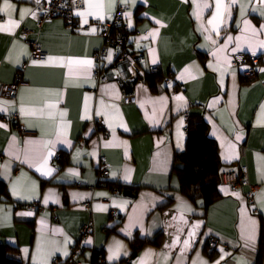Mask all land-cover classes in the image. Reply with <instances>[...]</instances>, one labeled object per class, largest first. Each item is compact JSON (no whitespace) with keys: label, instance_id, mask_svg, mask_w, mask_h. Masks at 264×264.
<instances>
[{"label":"crops","instance_id":"0c3cea01","mask_svg":"<svg viewBox=\"0 0 264 264\" xmlns=\"http://www.w3.org/2000/svg\"><path fill=\"white\" fill-rule=\"evenodd\" d=\"M102 2L103 9L86 4L79 12L98 11L104 18L77 15L76 28L62 17L40 22L35 0H9L18 9L10 14L18 27L0 13V24L11 29L0 31V90L22 77L14 99L0 94V124L6 125L0 127V241L17 249L25 264H69L72 258L70 264H264V5L238 0L229 16L230 0H221L223 15L214 23H223L214 30L208 20L216 0H115L111 8L109 0ZM120 6L126 50L141 53L144 72L164 73L158 91L145 76L136 80L132 102L113 68L116 49L108 48L101 62L108 81L95 74L102 23L113 20ZM24 10L35 16L21 21ZM27 36L47 51L44 59L33 57ZM236 52L260 56L257 76L245 74L249 64L234 69ZM68 60L93 63H73L69 72L60 66ZM191 113H202L209 123L223 174L249 173L240 189L223 181L209 207L184 193L174 170ZM21 121L29 133L20 134ZM103 162L110 174L102 183ZM211 236L221 240L215 250ZM136 239L145 241L137 252ZM79 244L83 249L73 257ZM97 250L104 254L100 263Z\"/></svg>","mask_w":264,"mask_h":264},{"label":"built area","instance_id":"2783aa9c","mask_svg":"<svg viewBox=\"0 0 264 264\" xmlns=\"http://www.w3.org/2000/svg\"><path fill=\"white\" fill-rule=\"evenodd\" d=\"M2 0H0L1 5ZM86 8L85 0H43L37 5V18L40 22L51 20L57 17H62L67 21V24L71 28H76V13ZM126 17L125 8L120 6L115 14V18L111 21L102 23L104 31L102 35L104 37V45L102 49L96 54L98 66L95 69V74L100 78L101 81H108L109 76L103 70L101 64L104 56L107 53L108 48H114L118 51L117 58L113 63V68L116 71V75L121 83L126 88V101L132 102L135 100V93L133 85L136 80L144 74V70L139 65V59L141 53H131L126 50V44L128 41L127 27L124 23ZM29 44L32 47V55L38 59H44L47 55V51L41 46L38 39L35 37L27 36ZM260 63V56L249 55L245 52H236L233 59L234 69H239L242 64H249V69L245 71V74L250 77L257 76L258 64ZM257 65V66H256ZM21 75L18 76V81L13 83H3L1 86L0 94L3 97L14 99L16 97L17 87L21 81ZM20 134L29 133L28 128L24 122L18 123ZM110 174V170L105 162L99 166L100 182L103 183L104 178ZM223 181L231 184L235 188H242L243 185L249 181V173L246 168L243 169L242 173L237 175L236 172H225L223 174ZM254 190L255 186H251L248 197L254 201ZM88 205V202L85 203ZM116 215V212H112ZM91 225L88 224L84 228V232L91 230ZM221 243V240L217 236H211L209 239V248L215 250ZM82 246L76 245L73 248V257L78 255ZM75 259H71L70 263H73ZM69 263V264H70Z\"/></svg>","mask_w":264,"mask_h":264},{"label":"trees","instance_id":"16d2710c","mask_svg":"<svg viewBox=\"0 0 264 264\" xmlns=\"http://www.w3.org/2000/svg\"><path fill=\"white\" fill-rule=\"evenodd\" d=\"M142 76H145L154 91H158L164 73L156 69L144 72ZM222 168L218 143L210 135L209 123L202 113H191L187 125L186 148L176 152L174 160V170L180 177L182 190L193 202L202 200L203 206L209 207L220 197V185L223 182ZM144 243L145 241L136 239L132 244L137 252ZM156 243L159 244V241ZM263 251L264 234L260 243L259 261H261ZM103 255L102 250L95 252L96 263L101 262L98 257H103ZM0 264L25 263L20 258L17 249L0 241Z\"/></svg>","mask_w":264,"mask_h":264},{"label":"snow or ice","instance_id":"6c2138e0","mask_svg":"<svg viewBox=\"0 0 264 264\" xmlns=\"http://www.w3.org/2000/svg\"><path fill=\"white\" fill-rule=\"evenodd\" d=\"M35 2L38 4L40 2V0H35ZM114 2L115 0H109V4H108V7L111 8L114 6ZM121 2L123 3H127L128 0H121ZM187 2V0H186ZM193 2L195 3V0H193ZM238 2V0H230V3L229 5L227 6V14L230 16L231 15V6L236 4ZM85 3L88 4L89 8H96V9H103L105 7L104 3L102 2V0H98L97 3H92V0H85ZM132 3L134 4L135 3V0H132ZM260 3L261 5H264V0H260ZM197 8H200L201 6L199 4L196 5ZM211 5L209 4H204L203 5V8L207 9V8H210ZM221 7H222V4H221V0H216L215 2V9L216 11L212 14V19L208 20V23L213 25V29L214 30H217L219 27H220V24L223 23V20L220 21V24H216L214 23V21H216L218 18H220L223 14L221 13ZM15 11H18V9L16 8L15 5L9 3V0H3V5L0 6V13H5V14H9V21H8V25H11L12 27H18L19 26V22L17 21H13L11 19V12H15ZM25 14H30V15H33L35 16V13H32L31 10H24V11H20V20L22 21L23 18H24V15ZM93 15L95 16L96 18L98 19H103V15L100 13V12H77L76 15H79V16H85V15ZM194 15H196L197 19H200V12H194ZM242 15H243V9H242ZM262 16H264V13H261ZM84 23H87V19H85ZM157 24H161V22L159 20L156 21ZM131 27V25H129ZM161 26H163L161 24ZM245 26L247 27L248 26V22L245 21ZM261 28L264 29V25H261ZM11 29L9 27H7L6 25L4 24H0V31H10ZM92 32H95L96 29H91ZM158 29L154 30L152 33H150V35H152L153 37H155V35L158 34ZM257 30H253V34L256 33ZM146 38V37H145ZM210 38V37H209ZM233 39V37L229 36L228 37V40L231 41ZM237 40H239L240 38L239 37H236ZM213 43H215V41H213ZM226 46V45H225ZM260 47L264 48V41H261L260 44H259ZM223 50V49H221ZM237 49L236 48H233V51H236ZM213 55H215V53H213ZM109 59H111V52H109ZM52 58L50 57L49 58V61H51ZM155 59L153 60V63H155ZM35 63V61H34ZM47 63V61L45 62ZM77 64V65H88V66H91L92 65V61L91 60H68L66 63H61L60 66L62 67H68L69 68V72L72 71V68L70 67L72 64ZM259 71L261 72H264V68L262 69H259ZM182 78V77H181ZM176 99L178 100H182L183 97L182 96H177ZM46 107H48L46 105ZM262 110H264V105L261 106ZM4 109H0V111H3ZM41 111H43V109H41ZM21 112L23 113L24 112V109L21 108ZM32 114H35V113H32ZM65 115V113H61V116ZM0 127H6V125H2L0 124ZM237 139H240V137L238 136ZM49 155H51V153H49ZM51 171V170H50ZM70 172L72 170H69ZM50 174V173H49ZM125 179H128V177L126 176ZM222 191H225L227 192V189H222ZM233 195H236V196H239V193H233ZM47 203V200L45 201ZM28 215H31V213H28ZM254 226H255V221H251V230H254ZM252 236L250 235L249 236V239H251ZM90 242V241H89ZM185 245L188 244V241H184ZM67 255V253H65ZM50 255V253H49ZM113 257H109V259H112ZM217 264H219V262H217Z\"/></svg>","mask_w":264,"mask_h":264},{"label":"water","instance_id":"95a60500","mask_svg":"<svg viewBox=\"0 0 264 264\" xmlns=\"http://www.w3.org/2000/svg\"><path fill=\"white\" fill-rule=\"evenodd\" d=\"M126 193H131V190H126Z\"/></svg>","mask_w":264,"mask_h":264}]
</instances>
